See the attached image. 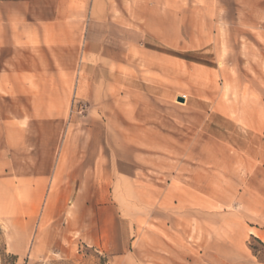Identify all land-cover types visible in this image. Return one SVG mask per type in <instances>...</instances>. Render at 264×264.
Listing matches in <instances>:
<instances>
[{"label": "rangeland", "instance_id": "obj_1", "mask_svg": "<svg viewBox=\"0 0 264 264\" xmlns=\"http://www.w3.org/2000/svg\"><path fill=\"white\" fill-rule=\"evenodd\" d=\"M66 7L58 74L22 82L31 111L4 96L3 168L51 170L0 174V264H262L264 0Z\"/></svg>", "mask_w": 264, "mask_h": 264}, {"label": "crops", "instance_id": "obj_2", "mask_svg": "<svg viewBox=\"0 0 264 264\" xmlns=\"http://www.w3.org/2000/svg\"><path fill=\"white\" fill-rule=\"evenodd\" d=\"M66 4L67 0H0V146L5 144L9 129H18L17 122L5 120L3 105L5 94L11 96L13 100L12 109L8 111L19 113L21 98L23 105L27 106V111H31L35 106L34 94L22 82L36 79L47 82L51 80L53 74H58L52 57L56 55L59 59L64 49L66 18H73L76 24L77 18L83 17L82 10L67 8ZM36 52L38 54L40 52L42 56L37 58ZM45 125L46 122L38 124L32 122L29 128H40ZM81 129H84L83 134L86 133L89 139L88 128L81 126ZM90 141L92 145V139ZM87 152L79 153V169L82 176L100 177L102 175L100 157L98 156L94 162L93 156L97 154H93V150ZM5 156L2 153L1 157ZM3 161L4 159L0 158V162L3 163L0 165V174L24 177L28 184H32L36 177L46 178L51 170L50 160L47 165L37 168L33 156H29L27 164L21 167L19 155H12L11 167L8 170L3 168ZM87 182L88 186L89 181ZM89 188H92L91 184Z\"/></svg>", "mask_w": 264, "mask_h": 264}, {"label": "trees", "instance_id": "obj_3", "mask_svg": "<svg viewBox=\"0 0 264 264\" xmlns=\"http://www.w3.org/2000/svg\"><path fill=\"white\" fill-rule=\"evenodd\" d=\"M261 248H252V251L254 255L261 261L262 264H264V244L260 241H258Z\"/></svg>", "mask_w": 264, "mask_h": 264}]
</instances>
